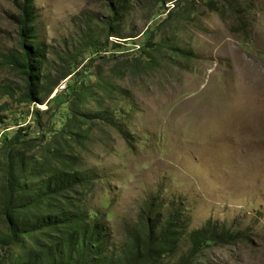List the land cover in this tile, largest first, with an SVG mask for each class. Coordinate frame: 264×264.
<instances>
[{
  "label": "rangeland",
  "instance_id": "obj_1",
  "mask_svg": "<svg viewBox=\"0 0 264 264\" xmlns=\"http://www.w3.org/2000/svg\"><path fill=\"white\" fill-rule=\"evenodd\" d=\"M20 1L0 0V52L20 47L13 18ZM180 1L36 0L39 35L49 48L46 70L54 75L77 52V70L90 63L94 52L84 43L90 34L105 42L117 10L121 24L110 41L124 45V56L158 29V62L117 80L123 91L106 101L108 119L116 107L127 115L96 121L81 151L97 183L88 206L106 217L118 251L127 227L157 198L165 215L183 209L190 231L212 221L247 236L209 249L198 264H264V0H222L218 9L209 0ZM105 64L107 75L113 61ZM23 84L17 71L0 66L3 128L11 136L22 126L32 136L38 131L31 116H16L33 108L2 94L5 85L18 91ZM190 247L186 242L173 261Z\"/></svg>",
  "mask_w": 264,
  "mask_h": 264
},
{
  "label": "trees",
  "instance_id": "obj_2",
  "mask_svg": "<svg viewBox=\"0 0 264 264\" xmlns=\"http://www.w3.org/2000/svg\"><path fill=\"white\" fill-rule=\"evenodd\" d=\"M221 1L209 0L208 4L218 9ZM167 3L162 1V11ZM35 8L36 0L20 1L19 12L13 15L19 26L20 47L0 52V66L17 71L24 82L18 91L3 86L2 94L32 107V112L20 111L16 116L23 120L31 116L38 130L32 136L24 133L27 128L22 126L11 136L3 128L6 108L0 106V264H198L211 248L245 241L242 232L221 229L212 221L190 231L183 209L165 215L154 198L138 221L127 227L118 251L106 217L89 209L88 198L97 183L85 169L81 151L96 121L127 115L126 108L115 106L108 119L106 101L115 89L122 90L117 80L153 68L158 62V29L145 33V43L137 53L124 56V45L110 41L121 24L117 10L107 40L90 34L84 43L94 52L90 63L77 70V52L63 58L66 65L54 75L46 70L49 48L40 38ZM97 60H101L100 66L95 64ZM108 60L113 64L106 75ZM66 78V87L49 98ZM37 103L49 107L41 110ZM50 112L44 121V114ZM124 138L132 146L130 135L124 132ZM188 241L189 252L174 262Z\"/></svg>",
  "mask_w": 264,
  "mask_h": 264
},
{
  "label": "built area",
  "instance_id": "obj_3",
  "mask_svg": "<svg viewBox=\"0 0 264 264\" xmlns=\"http://www.w3.org/2000/svg\"><path fill=\"white\" fill-rule=\"evenodd\" d=\"M66 87V83L65 84H61V90L64 89Z\"/></svg>",
  "mask_w": 264,
  "mask_h": 264
}]
</instances>
